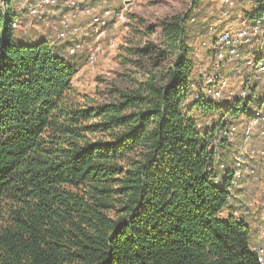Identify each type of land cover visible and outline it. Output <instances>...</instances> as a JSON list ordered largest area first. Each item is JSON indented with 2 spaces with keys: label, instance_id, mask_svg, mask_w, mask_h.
Here are the masks:
<instances>
[{
  "label": "trees",
  "instance_id": "obj_1",
  "mask_svg": "<svg viewBox=\"0 0 264 264\" xmlns=\"http://www.w3.org/2000/svg\"><path fill=\"white\" fill-rule=\"evenodd\" d=\"M4 1L0 264H264L254 251L262 248L256 227L236 216L240 189L228 199L234 146L220 141L226 171L216 185L217 129L198 131L192 114H248L250 100L222 112L202 94L189 101L200 68L192 43L196 34L211 35L216 12L205 19L202 6L212 2L194 0L190 12L163 25L158 53L173 62L161 75L148 70L137 89L96 105L73 85L83 49L71 56L68 44L50 46L31 30L17 35L15 6ZM248 3L239 15L264 19V0ZM215 34L202 64L214 58ZM227 206L232 215L222 221Z\"/></svg>",
  "mask_w": 264,
  "mask_h": 264
},
{
  "label": "built area",
  "instance_id": "obj_2",
  "mask_svg": "<svg viewBox=\"0 0 264 264\" xmlns=\"http://www.w3.org/2000/svg\"><path fill=\"white\" fill-rule=\"evenodd\" d=\"M139 0H10L11 7L15 2L19 4V13L13 17L12 29L20 35H28L30 25L25 18H31L37 22L46 21L51 14H61L56 30L57 41H65L76 35L80 28L73 26L76 15L90 19L95 28H106L113 19L117 24L129 21L133 9ZM213 4H222L234 9L238 0H210ZM253 2L254 0H242ZM8 6L4 0H0V10L7 12ZM225 18L230 17V10L222 14ZM235 24L239 26L236 30H222L215 37L213 45L214 58L210 60L208 67H200L196 72L198 81L204 84L201 94L210 96V100L221 99L224 90L229 91L230 96L236 93L242 101H255L258 97V106L252 108L250 113L238 111L227 112L221 115L217 121L206 118L198 121L196 129H217L216 135L211 143L216 165L220 173L213 174V182L221 185V173L226 171L223 161L224 152L220 148V141L224 140L228 145L236 146L237 151L233 158V173L231 174L229 187V201H232L235 191L241 188L245 178H258L259 173L264 177V92L258 93V88L264 87V19L248 21L239 15ZM100 35L94 37L99 39ZM83 41L75 40L69 46V54L75 56L83 49ZM53 43L50 44L52 46ZM250 50V51H249ZM261 50L262 56L255 51ZM99 43L89 47L87 51V64L92 65L98 59ZM232 67H247L251 74L245 75L240 83L239 91L231 90L227 72L233 73ZM192 87H197L195 83ZM200 89V88H199ZM253 93V94H252ZM262 94L260 97L259 95ZM207 99V98H206ZM253 140L259 143L253 145ZM261 164L259 170L258 165ZM213 168H209V171ZM259 183V181H258ZM262 206L264 207V184L259 185ZM257 228L264 230V220L257 222ZM264 262V248H255Z\"/></svg>",
  "mask_w": 264,
  "mask_h": 264
},
{
  "label": "rangeland",
  "instance_id": "obj_3",
  "mask_svg": "<svg viewBox=\"0 0 264 264\" xmlns=\"http://www.w3.org/2000/svg\"><path fill=\"white\" fill-rule=\"evenodd\" d=\"M193 1L194 0H139L127 23L117 24L115 20L111 19L110 21L112 23L110 27L98 29L91 24L90 19L87 20L86 17L76 15L73 19V26L79 28L80 25H83V27L82 30L75 33L76 35L73 36L71 41L74 39L83 41L85 39L83 50L80 54L86 56V62L73 81L74 88L82 95L94 100L96 105L109 104L116 100V90L131 91L137 89L139 84L145 79L148 70H152L154 73L161 75L173 62L172 58L162 57L158 53V49H160L163 44V25L173 16H183L190 12L193 7ZM93 2L95 3L92 4H96L98 0H93ZM204 2L202 7H205L204 11H206L205 19L208 18L209 20L212 11L216 12L215 18L212 17V20L210 19L209 22H207V27L211 29V35L215 34V32V35H217L222 30L231 29L230 26L232 25L230 24H235V20L233 19L235 14L239 16L240 9L243 11L244 8L247 9L248 6V8L251 6L250 3L242 0L236 1L234 9L225 8L227 6L213 3V5L210 4L208 7L206 4H208L209 1ZM14 6L16 15L19 13L18 2H15ZM226 9L230 10L229 18H225L222 15ZM53 16L54 18L48 19L53 22L49 26H47L46 21L37 22L31 18H25L32 31L30 32V36H47L51 42L55 41L61 44L60 41H57L55 30L58 27V19H60L61 15L53 14ZM221 25L224 27L219 30ZM97 34L100 35L98 40L94 39ZM196 35L198 36H196L195 41L192 43L193 57L196 59V62H198L199 67H208L211 59L205 64L202 63L207 55L212 36L205 32ZM71 41L66 40L64 45ZM96 42L99 43L98 59L94 64L88 65L87 51L89 47L95 45ZM142 50H145V53H140ZM231 65L235 66L234 64ZM235 70L237 71L234 73H229L228 71L227 75L229 77L231 90L236 92L239 91V85L243 77L251 74V71L244 66H238ZM193 81L197 87L192 88L189 101L194 100L196 95L201 94L204 89V84L198 81L196 75L193 76ZM262 88L263 89L258 88L260 93L264 92V87ZM205 98L211 101L208 94H206ZM238 101L241 102V106L244 105V102L241 101L237 93L234 96H230L227 89L224 90L222 98L214 102H216L222 112L229 108H234L235 103ZM254 103L256 102L254 101ZM254 107L253 103L249 101L248 111ZM197 112V109H195L192 114L201 122L205 118L199 116ZM219 117L220 113L213 117V119L217 121ZM259 170H261V168H259ZM261 182L264 184V177L245 179L244 190L241 192V196H238L240 202L236 203L238 208L243 206V209H239L236 216L247 220L251 218L255 227H257V222L264 220L262 200L260 199L259 201V198H257V195L261 197L260 191L258 190ZM251 189L252 191H250ZM248 194H250L249 198H251V200L248 198L246 201ZM257 202L259 203L257 204ZM231 215V210L227 206L218 214V218L222 221H226ZM259 230H261L260 232H264L262 229Z\"/></svg>",
  "mask_w": 264,
  "mask_h": 264
},
{
  "label": "crops",
  "instance_id": "obj_4",
  "mask_svg": "<svg viewBox=\"0 0 264 264\" xmlns=\"http://www.w3.org/2000/svg\"><path fill=\"white\" fill-rule=\"evenodd\" d=\"M55 15V14H54ZM56 15H61V14H56ZM53 16V14L52 15H49L48 16V19L49 18H54V16ZM46 20V24H47V26H49L50 24H52L53 22L52 21H49V20ZM87 20H89V18H86ZM30 20V19H29ZM60 19H58V21H59ZM27 21V20H26ZM45 22V21H44ZM80 23V22H79ZM236 23V22H235ZM230 25H232V26H230V28L232 29V30H236L239 26H237L236 24H234V23H232V24H230ZM82 27H83V25H80V30H82ZM70 39V40H69ZM71 39H73V36L72 37H70V38H68L67 40L68 41H71ZM66 41V40H65ZM65 41H60L61 42V44L60 43H56V42H54V41H52L53 43H56L58 46H65L64 45V42ZM84 41H85V39H84ZM51 42V43H52ZM75 42V39L74 40H72L70 43H68V46L69 45H71L72 43H74ZM250 51V50H249ZM256 52V54L258 55V56H262L263 55V52L261 51V50H257V51H255ZM231 66V68L233 69V71L235 72V71H237V70H235L236 69V67H232V65H230ZM233 72V73H234ZM258 93H259V91H258ZM260 97L262 96V94H260L259 95ZM251 111L253 110V109H250ZM259 142L257 141V140H253V145H256V144H258ZM234 149H235V153H236V151H237V147L236 146H234ZM260 166H261V164H259L258 165V167L260 168ZM245 179H251V178H245ZM245 179L243 180V182H242V185H241V188H239L240 189V194H241V192H243V190H244V183H245ZM247 181V180H246ZM250 191H252V189L250 190ZM249 191V192H250ZM249 195V194H248ZM239 196H241V195H239ZM257 198H259V201H260V199H261V197H259V195H257ZM250 200H251V198H250ZM237 202L239 203L240 202V200H239V197L237 198ZM259 202H257V204H258ZM252 221V219L250 218L249 219V221ZM253 222V221H252ZM261 230H259L257 227L256 228H254L253 229V234H254V237H255V242L256 243H258L259 244V247H262V248H264V232H260Z\"/></svg>",
  "mask_w": 264,
  "mask_h": 264
}]
</instances>
